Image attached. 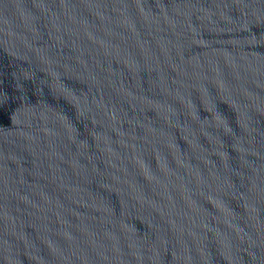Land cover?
<instances>
[{
    "label": "water",
    "instance_id": "95a60500",
    "mask_svg": "<svg viewBox=\"0 0 264 264\" xmlns=\"http://www.w3.org/2000/svg\"><path fill=\"white\" fill-rule=\"evenodd\" d=\"M0 264H264V0H0Z\"/></svg>",
    "mask_w": 264,
    "mask_h": 264
}]
</instances>
